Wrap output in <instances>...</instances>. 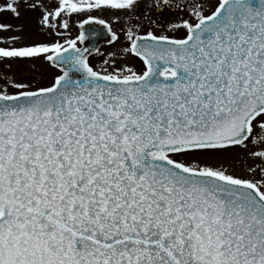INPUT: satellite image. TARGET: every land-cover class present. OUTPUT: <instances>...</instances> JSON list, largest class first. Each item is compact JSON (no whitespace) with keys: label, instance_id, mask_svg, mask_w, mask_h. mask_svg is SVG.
Instances as JSON below:
<instances>
[{"label":"snow or ice","instance_id":"snow-or-ice-1","mask_svg":"<svg viewBox=\"0 0 264 264\" xmlns=\"http://www.w3.org/2000/svg\"><path fill=\"white\" fill-rule=\"evenodd\" d=\"M0 264H264V0H0Z\"/></svg>","mask_w":264,"mask_h":264},{"label":"rangeland","instance_id":"rangeland-1","mask_svg":"<svg viewBox=\"0 0 264 264\" xmlns=\"http://www.w3.org/2000/svg\"><path fill=\"white\" fill-rule=\"evenodd\" d=\"M4 20H6L9 23L15 24V25L23 24L25 27V31H24L23 35L28 40H42L44 38L38 33L35 17L32 16L31 13H26L25 16L20 20H16L15 18H13L11 16H6ZM76 34H78L77 31H74L73 35L75 36ZM107 48L108 47H105L102 50H106ZM93 59L96 61H99L101 59V57L95 56ZM136 63H138V62L136 61ZM53 71H55V70H52V69L46 70V74L50 75V73ZM43 82L47 83L46 80Z\"/></svg>","mask_w":264,"mask_h":264},{"label":"water","instance_id":"water-1","mask_svg":"<svg viewBox=\"0 0 264 264\" xmlns=\"http://www.w3.org/2000/svg\"><path fill=\"white\" fill-rule=\"evenodd\" d=\"M102 44H105V41L104 40H100L98 43H97V46L98 47H100ZM84 46H88V47H92V44H91V42L90 41H88V40H86L85 42H84ZM95 53V52H94ZM93 53V54H94Z\"/></svg>","mask_w":264,"mask_h":264},{"label":"flooded vegetation","instance_id":"flooded-vegetation-1","mask_svg":"<svg viewBox=\"0 0 264 264\" xmlns=\"http://www.w3.org/2000/svg\"><path fill=\"white\" fill-rule=\"evenodd\" d=\"M32 16H34V15L32 14ZM4 19H5V17H4ZM106 47H109V46H106ZM103 48H105V47H103ZM103 48H102V49H103ZM95 56H97V55H93L92 59H93ZM137 62L140 63L138 60H137Z\"/></svg>","mask_w":264,"mask_h":264}]
</instances>
